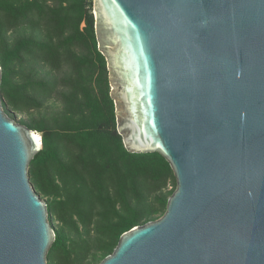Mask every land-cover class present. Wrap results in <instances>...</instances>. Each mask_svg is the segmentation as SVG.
<instances>
[{
	"label": "water",
	"instance_id": "1",
	"mask_svg": "<svg viewBox=\"0 0 264 264\" xmlns=\"http://www.w3.org/2000/svg\"><path fill=\"white\" fill-rule=\"evenodd\" d=\"M88 14L124 148L162 156L176 183L98 264H264V0H92ZM40 150L0 93V264H47Z\"/></svg>",
	"mask_w": 264,
	"mask_h": 264
},
{
	"label": "trees",
	"instance_id": "2",
	"mask_svg": "<svg viewBox=\"0 0 264 264\" xmlns=\"http://www.w3.org/2000/svg\"><path fill=\"white\" fill-rule=\"evenodd\" d=\"M89 3L0 0L5 112L39 108L53 95L63 103L52 128L27 124L41 140L29 165L30 181L46 198L55 231L47 264H98L123 232L158 218L176 186L162 156L128 152L113 127L106 62L97 50ZM9 32L17 33L13 41ZM28 59L66 70L38 79L32 66L22 82L15 81L12 64Z\"/></svg>",
	"mask_w": 264,
	"mask_h": 264
},
{
	"label": "rangeland",
	"instance_id": "3",
	"mask_svg": "<svg viewBox=\"0 0 264 264\" xmlns=\"http://www.w3.org/2000/svg\"><path fill=\"white\" fill-rule=\"evenodd\" d=\"M89 1L90 3H89V6L87 7L90 9L92 8V0H89ZM90 16L92 18V15ZM8 34H9L8 37L10 41H13L17 36L16 32H11V33L9 32ZM12 65L13 66L16 65V70L18 72V74H16L13 77V79L15 78L14 80L15 81L18 80L19 82L23 81L24 76L29 73V70L32 66H34V68L38 70V73H37L38 79H40L47 72L51 74V77L53 76L60 77L63 74V70H66L63 67L62 69H56L52 71V68L48 64L43 63V62H35V60H32L29 63V59H28V62L24 63L23 65H20L17 62L16 63L14 62ZM109 90H110V87H109ZM62 106H63V103L61 102V100L55 97V95H53V97H51L50 99L45 100L43 102V105L39 108L25 109L21 112L9 109L7 115L10 118L14 119L17 123H20L26 126L27 124H31V125L38 127L40 130L44 131L54 126L55 124L54 121L60 115L59 112L62 109ZM115 123L116 122H114V125H113L114 128H116ZM37 136L40 138L39 134H37ZM42 199L45 200L46 198L43 197Z\"/></svg>",
	"mask_w": 264,
	"mask_h": 264
}]
</instances>
